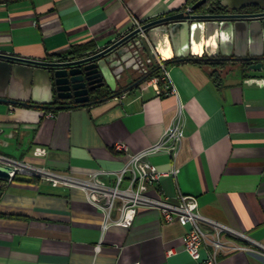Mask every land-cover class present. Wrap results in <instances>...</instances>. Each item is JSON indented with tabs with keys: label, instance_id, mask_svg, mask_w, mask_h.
Returning <instances> with one entry per match:
<instances>
[{
	"label": "crops",
	"instance_id": "crops-1",
	"mask_svg": "<svg viewBox=\"0 0 264 264\" xmlns=\"http://www.w3.org/2000/svg\"><path fill=\"white\" fill-rule=\"evenodd\" d=\"M187 6L188 0L0 2V53L49 60L96 51L132 30L134 17L146 23ZM204 62L165 63L171 85H159L161 92L143 82L124 91L139 77L134 72L117 82L116 95L105 88L99 97L106 99L72 108L0 101V154L81 179L98 173L112 184L115 175L101 171H118L128 153L159 141L181 103L179 172L163 177L159 188L173 199L179 192L197 196L202 215L247 236L224 234L250 250L225 253L219 264H264V70L243 72L224 62L216 80ZM119 143L128 152L117 151ZM146 159L160 170L175 163L167 151ZM3 185L0 264H202L205 258V248L200 260L185 249L189 225L167 222L157 209L141 207L130 227L104 231V211L80 186L43 179Z\"/></svg>",
	"mask_w": 264,
	"mask_h": 264
},
{
	"label": "water",
	"instance_id": "water-1",
	"mask_svg": "<svg viewBox=\"0 0 264 264\" xmlns=\"http://www.w3.org/2000/svg\"><path fill=\"white\" fill-rule=\"evenodd\" d=\"M198 0L183 9L146 22L110 45L96 51L39 60L0 53V101L38 108H72L104 100L92 93L117 82L139 77L123 90L146 80L157 61L184 59L207 62H247L251 71L264 70V12H240L248 6L264 7V0H220L221 8H204ZM153 68V66H155ZM57 100L74 103L56 105ZM13 167L0 163V179H11Z\"/></svg>",
	"mask_w": 264,
	"mask_h": 264
},
{
	"label": "built area",
	"instance_id": "built-area-1",
	"mask_svg": "<svg viewBox=\"0 0 264 264\" xmlns=\"http://www.w3.org/2000/svg\"><path fill=\"white\" fill-rule=\"evenodd\" d=\"M186 9L191 10V6H187ZM133 20L132 29L140 28V35L146 37L145 31L142 29L145 22L137 17H134ZM159 67L162 74L147 78L143 81V85L148 87L155 84L158 92H161L159 86L161 80L167 84V87L171 84L168 69L161 60ZM259 81L260 83L264 82V80ZM169 90L172 93L176 92L173 86ZM49 114L52 115L53 113ZM184 127V106L180 103L172 122L159 141L140 151L128 153L127 161L118 171H101L115 175L112 184L100 180L98 173H95L91 178L81 179L2 154H0V163L14 168L9 180H12L16 174L37 175L43 180L53 183H64L84 188L88 192L90 202L105 213L104 231L111 225L130 227L141 207L157 209L167 222L178 221L182 225H189L185 236V249L193 259L200 260L202 257L201 250L205 248L206 255L202 264H219L220 256L225 253L243 249L250 250V248L225 238L224 234H233L244 239L247 236L202 215L199 212L197 196L179 192L173 199L164 194L158 186L163 177L176 176L179 172L176 159L183 145ZM115 149L128 152V147L123 143L117 144ZM159 151H167L172 156L175 163L170 170H160L146 159L147 156ZM38 152L45 154L46 150L39 149ZM152 190L156 194L152 193ZM116 214L118 215L116 216Z\"/></svg>",
	"mask_w": 264,
	"mask_h": 264
},
{
	"label": "trees",
	"instance_id": "trees-1",
	"mask_svg": "<svg viewBox=\"0 0 264 264\" xmlns=\"http://www.w3.org/2000/svg\"><path fill=\"white\" fill-rule=\"evenodd\" d=\"M18 1H22V0H0V2H7V3H11V2H18ZM198 0H188V3L190 5H193L194 3H196ZM210 7V8H214V9H219L221 8L220 5V0H208L207 3L205 4L204 8ZM85 47H78L75 49V52L81 51L83 50ZM204 64H211L209 65L212 68V71L210 72L211 75L214 77V79H218V71L219 68L221 69L224 66V63L220 64V63H212V62H204ZM156 66H153V68H155ZM161 73V68L158 66V68L153 72L152 75H150L148 78H151L153 76H160ZM160 86L163 88V86H165V82L163 80L160 81ZM165 92L162 90V94H164ZM42 178L40 176L37 175H26V174H16L13 177V180H22V181H40ZM7 181L5 179H0V190L4 189V185L3 182Z\"/></svg>",
	"mask_w": 264,
	"mask_h": 264
},
{
	"label": "flooded vegetation",
	"instance_id": "flooded-vegetation-1",
	"mask_svg": "<svg viewBox=\"0 0 264 264\" xmlns=\"http://www.w3.org/2000/svg\"><path fill=\"white\" fill-rule=\"evenodd\" d=\"M207 7V6H206ZM208 8H210V7H208ZM211 9V8H210ZM214 9V8H213ZM240 12H244V13H262V12H264V7H260V6H248V7H246V8H244V9H242ZM229 64V63H228ZM230 64L231 65H233V66H235V65H237V64H239V67H240V69L243 71V72H250L251 70H249V68H248V63L247 62H243V61H238V62H236V61H231L230 62ZM102 90H104V89H102ZM102 90H98V91H96V92H94V93H92V95H91V100L92 101H95V100H97V99H100V98H102V97H99V96H101V94H102ZM111 92V91H110ZM109 93V92H108ZM70 103H74V101L73 100H57L56 102H55V104L56 105H60V104H70Z\"/></svg>",
	"mask_w": 264,
	"mask_h": 264
}]
</instances>
